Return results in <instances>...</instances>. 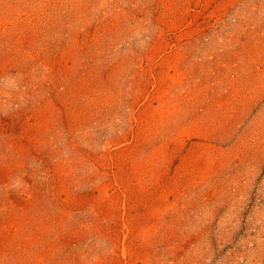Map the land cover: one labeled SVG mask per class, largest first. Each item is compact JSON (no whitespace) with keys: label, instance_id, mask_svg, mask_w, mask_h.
<instances>
[{"label":"rangeland","instance_id":"1","mask_svg":"<svg viewBox=\"0 0 264 264\" xmlns=\"http://www.w3.org/2000/svg\"><path fill=\"white\" fill-rule=\"evenodd\" d=\"M0 264H264V0H0Z\"/></svg>","mask_w":264,"mask_h":264}]
</instances>
